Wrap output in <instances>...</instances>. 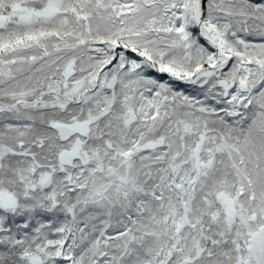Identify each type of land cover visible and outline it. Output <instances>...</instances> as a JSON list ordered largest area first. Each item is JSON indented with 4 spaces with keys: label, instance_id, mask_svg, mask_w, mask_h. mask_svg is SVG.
Returning a JSON list of instances; mask_svg holds the SVG:
<instances>
[{
    "label": "snow or ice",
    "instance_id": "6c2138e0",
    "mask_svg": "<svg viewBox=\"0 0 264 264\" xmlns=\"http://www.w3.org/2000/svg\"><path fill=\"white\" fill-rule=\"evenodd\" d=\"M0 264H264V0H0Z\"/></svg>",
    "mask_w": 264,
    "mask_h": 264
}]
</instances>
